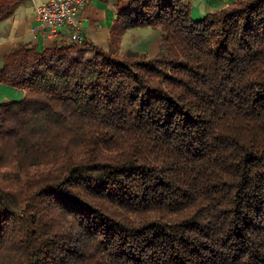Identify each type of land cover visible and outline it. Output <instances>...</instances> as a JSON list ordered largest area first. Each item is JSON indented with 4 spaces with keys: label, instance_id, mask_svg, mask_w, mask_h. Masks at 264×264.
Instances as JSON below:
<instances>
[{
    "label": "trees",
    "instance_id": "obj_1",
    "mask_svg": "<svg viewBox=\"0 0 264 264\" xmlns=\"http://www.w3.org/2000/svg\"><path fill=\"white\" fill-rule=\"evenodd\" d=\"M137 26L166 51L116 52ZM71 37L0 71L26 92L0 102V264H264V0H118L110 49Z\"/></svg>",
    "mask_w": 264,
    "mask_h": 264
},
{
    "label": "crops",
    "instance_id": "obj_2",
    "mask_svg": "<svg viewBox=\"0 0 264 264\" xmlns=\"http://www.w3.org/2000/svg\"><path fill=\"white\" fill-rule=\"evenodd\" d=\"M46 0H13L7 11L0 16V71L8 54L24 46L45 48L53 42L71 40L72 30L64 27L57 37L50 33L36 18V6ZM232 0H192L193 15L202 17ZM201 4V12L197 4ZM118 0H90L80 12L83 39L89 38L107 49L111 47V30L117 18ZM197 10V11H196ZM26 92L22 88L0 80V102L21 99Z\"/></svg>",
    "mask_w": 264,
    "mask_h": 264
},
{
    "label": "built area",
    "instance_id": "obj_3",
    "mask_svg": "<svg viewBox=\"0 0 264 264\" xmlns=\"http://www.w3.org/2000/svg\"><path fill=\"white\" fill-rule=\"evenodd\" d=\"M90 0H46L36 6L37 20L57 37L64 27L83 40L81 11Z\"/></svg>",
    "mask_w": 264,
    "mask_h": 264
},
{
    "label": "rangeland",
    "instance_id": "obj_4",
    "mask_svg": "<svg viewBox=\"0 0 264 264\" xmlns=\"http://www.w3.org/2000/svg\"><path fill=\"white\" fill-rule=\"evenodd\" d=\"M197 6V10L201 12V4L198 3ZM196 16L194 15V17ZM162 38L161 31L151 26L131 27L124 32L120 42L114 46V49L118 53L138 50L153 56L159 52L166 51Z\"/></svg>",
    "mask_w": 264,
    "mask_h": 264
}]
</instances>
